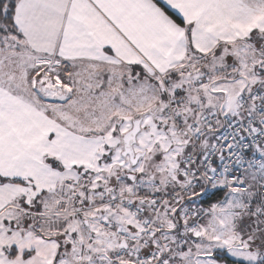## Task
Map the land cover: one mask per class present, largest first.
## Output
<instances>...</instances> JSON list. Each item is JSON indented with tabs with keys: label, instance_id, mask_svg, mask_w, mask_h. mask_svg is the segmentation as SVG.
<instances>
[{
	"label": "snow or ice",
	"instance_id": "1",
	"mask_svg": "<svg viewBox=\"0 0 264 264\" xmlns=\"http://www.w3.org/2000/svg\"><path fill=\"white\" fill-rule=\"evenodd\" d=\"M0 264H264V0H0Z\"/></svg>",
	"mask_w": 264,
	"mask_h": 264
}]
</instances>
